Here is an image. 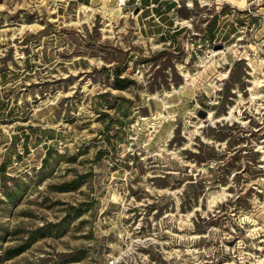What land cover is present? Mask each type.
I'll return each instance as SVG.
<instances>
[{
    "label": "rangeland",
    "instance_id": "374dc122",
    "mask_svg": "<svg viewBox=\"0 0 264 264\" xmlns=\"http://www.w3.org/2000/svg\"><path fill=\"white\" fill-rule=\"evenodd\" d=\"M155 3L0 0V264H264V0Z\"/></svg>",
    "mask_w": 264,
    "mask_h": 264
},
{
    "label": "crops",
    "instance_id": "0c3cea01",
    "mask_svg": "<svg viewBox=\"0 0 264 264\" xmlns=\"http://www.w3.org/2000/svg\"><path fill=\"white\" fill-rule=\"evenodd\" d=\"M161 1L162 0H156L155 4H149V5L147 4L144 6V8H141V12H144L146 9V12H144L146 14L144 15L143 19H146V23L148 24V28L154 29L155 27H157V29H160L159 28L160 23L158 25L155 24V22H154L155 20L153 18L156 19V14H158V16L163 15L160 7L157 6L159 3H161ZM136 3L137 2H135V4ZM154 5H156V6L154 7ZM147 9H149V10H147ZM164 14H167V13L165 12ZM162 17H163L162 19L165 18V16H162ZM168 19H170V18H166L165 20H168ZM143 25H145V24H143ZM75 61H76V64L78 65L77 68L80 70H84V69H87L89 67L88 62H85L83 60L82 61L81 60H75ZM50 137L53 138L54 136L51 135Z\"/></svg>",
    "mask_w": 264,
    "mask_h": 264
},
{
    "label": "built area",
    "instance_id": "2783aa9c",
    "mask_svg": "<svg viewBox=\"0 0 264 264\" xmlns=\"http://www.w3.org/2000/svg\"><path fill=\"white\" fill-rule=\"evenodd\" d=\"M128 1L129 0H116V4H117L119 9H123L126 7V3ZM116 263H117V260L115 258H111L110 260L107 261V264H116Z\"/></svg>",
    "mask_w": 264,
    "mask_h": 264
},
{
    "label": "trees",
    "instance_id": "16d2710c",
    "mask_svg": "<svg viewBox=\"0 0 264 264\" xmlns=\"http://www.w3.org/2000/svg\"><path fill=\"white\" fill-rule=\"evenodd\" d=\"M115 69H116V68H115ZM115 71H116V70H115ZM118 76H119V73H118V72H115V73H114V81L118 78ZM121 81L123 82V81H125V80H121ZM115 83H116V81H115ZM116 84H117V85H120L119 83H116ZM13 253L16 254V253H18V251H15V252H13Z\"/></svg>",
    "mask_w": 264,
    "mask_h": 264
},
{
    "label": "water",
    "instance_id": "95a60500",
    "mask_svg": "<svg viewBox=\"0 0 264 264\" xmlns=\"http://www.w3.org/2000/svg\"><path fill=\"white\" fill-rule=\"evenodd\" d=\"M137 12H138V7L134 10V13H137ZM201 116L204 118L206 116V112H204Z\"/></svg>",
    "mask_w": 264,
    "mask_h": 264
},
{
    "label": "bare ground",
    "instance_id": "6f19581e",
    "mask_svg": "<svg viewBox=\"0 0 264 264\" xmlns=\"http://www.w3.org/2000/svg\"><path fill=\"white\" fill-rule=\"evenodd\" d=\"M101 8V7H100ZM208 117H211V114H208ZM215 198V197H214Z\"/></svg>",
    "mask_w": 264,
    "mask_h": 264
}]
</instances>
